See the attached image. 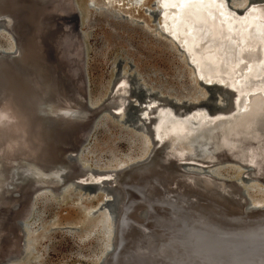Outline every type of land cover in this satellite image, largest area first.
Returning a JSON list of instances; mask_svg holds the SVG:
<instances>
[{
  "label": "bare ground",
  "instance_id": "bare-ground-1",
  "mask_svg": "<svg viewBox=\"0 0 264 264\" xmlns=\"http://www.w3.org/2000/svg\"><path fill=\"white\" fill-rule=\"evenodd\" d=\"M155 1L159 8L158 25L162 31L170 34L179 45L187 49L188 58L196 65L194 77L197 80L200 78L203 82L229 85L237 89L235 107L231 110H219L208 114L200 105L184 111L179 106L173 111L168 105L158 104L156 99L144 101L145 107L140 111L143 115L139 119L143 122L150 120L148 127L153 129V136L159 140H155L154 145L150 147L148 130H146L147 135L141 134L138 137L140 146L137 151L141 158L139 161L132 162L135 158L131 154L133 150H130L119 157L110 156L109 162H113L115 170L90 173L87 167L81 166L80 162L83 159L79 156V152L98 119L94 120L89 132L81 139L80 147L77 150L70 149L75 157L69 159V162L63 155L61 162L57 161L47 169L40 171L31 163V160L26 158V153L31 156L33 154L31 147L40 145L36 139L35 129L39 124L43 128L40 133L44 131L45 123L41 120H46L51 116L76 117L82 113L85 114L88 111L87 104L84 105L85 107L65 105L52 107L51 103L48 104L46 99L40 97L41 100L32 107L35 121L31 131L29 129L27 132L28 127L21 122L20 115L13 110L10 102L3 103L0 105V133L10 135L2 136L0 139V190H10L15 181L34 177V173L49 177L50 183L60 182L63 178L70 177L71 172L66 171L76 167L77 174L73 177L79 183L90 185L108 181L112 184L115 180L125 190L116 215L115 247L108 254L109 258L106 261L108 264H114L120 256L119 249L125 241L121 234L128 228L133 231L136 238H134L132 248L123 252L122 264H264V205H262L264 204V183L257 181L258 178L249 179L253 183L246 187V190L248 188L255 194L257 193L254 196L252 192L254 197L250 196L252 206L249 209H257V211L254 215L248 216L242 206L224 208L206 199L208 193L216 191L225 192L234 197L238 196L233 185L237 183L238 178L218 176L222 167L213 169L212 172L215 174L213 176L186 169L181 165L174 166L169 163L168 157L166 160L159 153L165 149L171 151L175 148L176 151H172L178 153L177 161L186 164L199 162L206 165L205 167L211 163H222L225 158L221 154L222 150L237 160L244 153L247 159L239 161L246 165L249 164L251 169L247 172L251 174V178L259 177L253 173L252 169L264 165L262 164L264 161V93H258L259 95L254 99L248 112L241 116L238 113L240 107H245L244 102L248 92L264 91V23L259 21L260 19L264 21V5L263 7L254 5L264 3L252 2V5L244 10L236 8L239 14H234L227 8L228 4L225 0ZM28 2L31 4L29 22L32 26L40 24L45 19L52 20L51 16L54 13L62 17L63 14L71 11L73 5L72 0H28ZM141 2L142 0H137L135 4L139 5ZM0 22L9 29L8 33L14 35L10 19L1 11ZM260 30L263 35L256 34ZM6 35L9 34L6 33ZM72 37H77V35L71 34L67 22L62 23L60 31L56 34L55 42L65 53V59L70 64L76 62V55L72 51L74 45L71 43ZM14 44L9 40L6 47L14 48ZM204 48L208 50H203ZM3 55L13 58L18 55V51ZM36 57L37 55L31 54L28 62L37 60ZM193 57L203 62L201 71ZM216 59H218L217 62ZM245 80L249 82L244 88L235 87V83L242 85ZM117 90L124 92L115 96L121 97V101L116 105H110H115L112 114L120 118L122 115L120 108L123 107L121 105L124 104L123 98L127 92L124 79L114 86V91L117 92ZM193 93L183 96L192 101L195 94L196 96L200 94L197 91ZM95 101L98 100L90 98L91 104ZM164 101H166L165 98ZM225 118L228 120L219 123V119ZM231 131L236 135L231 134L232 140L227 136ZM46 133L49 135L48 130ZM28 134H30L29 137ZM10 141L11 144L19 146L20 155L4 156ZM215 149L221 152L213 157L211 153ZM163 161L166 167L163 166ZM92 162L98 163L97 159H92ZM243 169L237 163L232 165V171L235 174L239 171L242 173ZM197 183L202 184V187ZM27 185L29 182H25V187ZM223 185L228 187V190H225ZM183 186L184 189H179ZM61 187L63 190L65 185ZM166 187H168L167 190H165ZM145 189L150 190L149 195L145 194ZM102 195V200L103 197L112 198L108 192H102ZM38 197L36 196V199ZM204 199L205 203H203ZM32 207L31 204L24 220L29 217ZM85 209L89 211L88 207ZM144 209L147 213H144ZM113 219V215L99 209L96 220L90 224L88 235L95 231L100 233L102 246L99 255L101 258L110 247L109 232ZM18 232L17 229V236L20 234ZM33 232L29 230L25 232V240L20 235L19 239L9 247L8 254L1 257L0 261L6 259L10 261L12 257L17 256L16 252L22 250L23 244H27L26 254L29 255L35 245L34 240L28 238Z\"/></svg>",
  "mask_w": 264,
  "mask_h": 264
},
{
  "label": "rangeland",
  "instance_id": "rangeland-1",
  "mask_svg": "<svg viewBox=\"0 0 264 264\" xmlns=\"http://www.w3.org/2000/svg\"><path fill=\"white\" fill-rule=\"evenodd\" d=\"M136 1L72 0V12L78 16V28L81 33L80 47L75 54L79 58L81 56V63H84L90 98L98 100L92 105L97 108L107 104L114 109L113 107L121 101V97L115 96L124 92L117 90L112 93L110 90L112 82L114 81L115 86L124 79L127 88L123 98L124 104L121 105L123 107L120 108L121 117L114 119L109 114H101L86 142L81 146L78 154L83 159L80 162L82 167L115 170L113 162H109L110 156L119 157L130 150H133L131 154L135 158L132 162L141 159L137 151L140 146L138 137L141 134L147 135L145 131L150 123V120L143 122L139 119L143 115L140 111L145 107L144 101L156 99L158 104L168 105L174 111L172 102L184 104L183 101L187 98L183 95L194 94L193 92L197 91L200 94H197L198 96L195 94L192 98L197 99L200 107L206 112L207 109L214 107V99L217 98L220 102L227 98L226 94L216 88L200 87L184 55L178 50V45L156 30L151 15L154 0H142L139 5L135 4ZM225 3L228 4L227 0ZM229 4L231 6L228 5L227 8L234 14H239L238 8L244 10L252 5H249L247 0H229ZM254 5L263 7L264 4ZM259 21L264 23L263 19ZM256 34L263 35L262 30ZM9 36L0 29V48L13 52L14 48L6 47L9 40L12 43ZM258 93L264 91L247 93L245 107L238 110L239 116L249 111ZM141 97H145L146 100L142 101L143 106L140 109L137 110L132 105L126 106L128 98L136 101ZM225 120L228 119L218 121L223 123ZM66 149L63 155L69 162L65 153L69 151L72 154V151ZM73 155L75 157V154ZM92 159H97L98 163H93ZM233 173L232 165H226L222 167L218 176L240 178L243 174H249L245 169L242 173L240 171ZM74 180V177L64 179L63 183ZM252 183L241 182L249 199L257 195L248 188L246 190ZM84 187L75 189L67 184L60 193H52L49 190L37 192L25 224L16 225L19 235L23 236L22 231L26 233L28 230L34 231L28 237L34 240V249L27 255V244H23L17 256L12 257L10 261L6 259L8 262L2 260L3 264H99L103 258L99 255L102 246L100 233L95 231L88 235V232L90 224L98 216L99 209L110 213L113 207L111 204H104L105 198L102 200L101 191L94 194L92 186ZM36 196L39 197L36 199ZM85 207H88L89 211Z\"/></svg>",
  "mask_w": 264,
  "mask_h": 264
},
{
  "label": "water",
  "instance_id": "water-1",
  "mask_svg": "<svg viewBox=\"0 0 264 264\" xmlns=\"http://www.w3.org/2000/svg\"><path fill=\"white\" fill-rule=\"evenodd\" d=\"M252 2L264 3V0H247V3L249 4H251ZM28 3V0H0V11L8 16V18L10 19V25L14 29V35H11L9 33L12 42L15 43L13 51H18L17 56L10 58L3 55L8 53L9 50L0 48V53H2V55H0V105L10 102L9 104L11 105L13 110L18 115H20L21 122H24L23 124L28 127L27 132L29 131V129L31 131V128L35 121L33 120L34 115L32 107H34L37 101L41 100L40 97L46 99V102L48 104L51 103L52 107L61 105H65L67 107H85L84 105L87 104L86 109H88L87 113L78 115L76 117L60 116L59 118H57L51 116L47 117L46 120H41L42 123H45L44 131H42L41 133L40 130H43V128H41L39 124H37L36 127L35 124V132H37L36 139H38V143H40V145L31 147L30 149H32L31 152L34 154V156L33 154L31 156L30 154L26 153V158L31 160V163H33L41 171L42 169H47L48 167L52 166L57 161L61 162L66 148L77 150L81 145V139L85 137V135L89 132L91 126L94 123V120H97L101 114H109L114 119L119 117L112 114L113 109L107 104H103L101 107L96 108L90 103V95L88 91L86 76L84 73V66L81 63V57L79 58L77 54H75L76 58H74L76 59V62L70 64V62L65 59V53L62 52L61 48L57 46V42H55L56 34L58 33V31H60L61 24L67 22L69 24V30L71 34L77 35V37H72L71 43L74 44L72 46V51L75 53L79 50L81 38V33L78 28L79 21L77 16L72 12V9L68 13L63 14L62 17L54 13V15L52 14L51 16L52 20L45 19L40 24H34L32 26L29 22L31 4ZM227 3L229 6H231L229 4V0H227ZM152 7L154 8V10L151 12V15L153 16V23L156 24V30H158L162 35H164L174 44L176 43L178 45V50L181 54L184 55L186 63L192 69L194 75V71H196V65L193 64L192 61L188 58L189 52L185 47L179 45L176 39H174L170 34L165 33V31L161 30L160 26L158 25L159 8L156 6L155 0L152 2ZM0 29L5 31L6 33H8L9 31V29H7V27L2 22H0ZM31 54L37 55V60H29L28 62V57ZM193 58L196 64L200 66L201 71L203 62L196 59V57ZM248 80H245L244 84L242 85L236 83L234 85L236 88L239 89L240 87L242 89L247 85V83L249 82ZM197 82L200 87H203L205 89L213 87L216 88L219 92L227 95V98L221 100L220 102L217 98L214 99V107L212 109H207L208 113L212 114L219 110L227 111L235 107V95L237 93V89H234L229 85H218L219 83L203 82L200 78L197 80ZM205 84L210 85L208 86ZM110 90L114 91V81L110 86ZM143 100H146V98L141 97L136 101H132L130 98H128L126 106L132 105L135 107V109L138 110L143 106ZM183 103L184 104L172 102L171 105L174 106V108H177L179 106L182 107V111L191 110L193 107L200 105V102L197 99L192 101L186 99L183 101ZM138 115L140 116L141 114L139 113ZM42 119L45 118L42 117ZM82 125L84 126L81 127ZM81 128H83V130H81ZM47 130L49 131V135H47L46 133ZM147 130L150 143L154 145L155 140H159V138H155V136H153V129H151V127H148ZM231 134H233L232 131L231 133L227 134V136H229V138L232 140V136L236 135L233 134L231 136ZM9 135L10 134L7 133H0V139L2 136L8 137ZM29 136L30 134H28V137ZM11 141L8 145V148L5 149V157H8L10 155L18 156L21 154L19 146L11 144ZM169 150L165 149L164 151H160L159 153L162 157L166 158V160L169 158V163L171 165H181L186 169L195 170L201 173H208L213 176L215 175L212 172L213 168L224 167L226 165H234L235 163L241 165V167L245 170L251 169L249 164L246 165L245 163L239 161L247 159V155H244V153L240 155V159L237 160L234 159V156L229 155V153H227L226 151L222 150L221 152L219 151V149L218 151L217 149H215L213 150L211 155L214 157L221 152V154L225 156L223 162L216 164L211 163L209 164L210 166L208 165V167H205L206 165L200 164L199 162L185 161L190 162L189 164H186L181 161H177L176 157L179 155L177 152L173 153L172 151H176L175 148L171 149V151ZM65 154V157H67L68 159L74 158V155L69 151ZM262 164H264V161L262 162ZM165 165L166 164L163 161V166ZM88 169L90 173L104 171L97 170L95 168ZM252 170L254 171L253 173L257 174L259 177L255 176L251 178V174H243L240 178L237 179L238 181H236V184L233 183L238 196L234 197L228 193L216 191L214 193H208L206 195L207 201L210 200L212 202H215L224 208H226V206H242L248 216L254 215L257 209H249L252 206V203L245 193V188L239 185L240 182L249 183L252 182V180L249 179L254 180L257 178V181L264 183V165L261 167H256ZM66 172H71V175L70 177L64 176L65 178H63V180L72 179L73 176L77 174V169L76 167H73L72 170H68ZM33 176L34 177H29L28 179L24 180L18 179V181H15L13 187H10V190H0V258L7 255L9 247L13 244L14 241H17L19 239L20 235L17 236L16 225L23 226L25 224V215L27 214L29 207L34 200V195L37 192L41 190H49L52 193L58 191L61 192L63 187L60 188V186L67 184L75 187V189H84V186L87 185L85 183H79L75 180L68 183H63L62 180L60 182L56 181L55 183H50V178L47 176H43L39 173H34ZM25 182H29V185H27L26 187ZM197 184H199V186L202 185L200 183ZM90 185L92 186V193L94 194L98 191H101L103 193H110V196L112 195V198L104 200L105 205L111 204L113 206V211L110 212L111 215H114V219L111 220L109 232V235H111V242L107 253H105L99 263L108 264L106 262L109 258L108 254H110L112 249H114L115 247L114 239L116 236V215L120 206V199L123 197L125 190L120 185V183L115 180L112 184L111 182L105 181L102 183L99 182L98 184ZM182 188L184 189V186L179 189L182 190ZM223 188L225 190H228V187L224 186ZM167 189L168 187L165 188V190ZM145 194L149 195L150 190L145 189ZM204 201L206 200L204 199L203 203H205ZM143 211L144 213H147L146 209H144ZM22 233L23 238H25V231H22ZM121 235L123 236V238H125V241L120 248L121 250L119 249V252L121 254L114 264L123 263V252L132 248L134 238H136L130 228L124 230ZM0 264H3V262H0Z\"/></svg>",
  "mask_w": 264,
  "mask_h": 264
}]
</instances>
